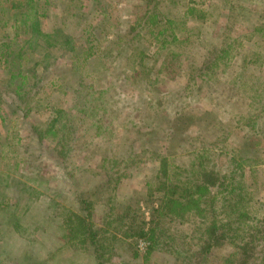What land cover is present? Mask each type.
<instances>
[{
	"label": "rangeland",
	"instance_id": "rangeland-1",
	"mask_svg": "<svg viewBox=\"0 0 264 264\" xmlns=\"http://www.w3.org/2000/svg\"><path fill=\"white\" fill-rule=\"evenodd\" d=\"M190 9L199 16L194 21ZM26 18L51 37L48 45H34L21 67L57 80L41 85L31 76L24 88L32 89L33 103L15 112L10 101L17 83L7 87L12 70L3 57H17L28 39ZM158 20L172 23L176 41L170 40L167 55L180 57L184 73L193 65L203 73L207 58L218 66L205 72L202 87L199 79L188 84L183 74L159 83L167 104L148 109L140 106L149 97L140 81L150 75L140 78L137 54L127 46L151 44ZM258 25L260 38L252 35ZM222 48L230 52L224 61L216 54ZM164 55L153 57L151 73ZM82 75L92 90L80 100L88 101L85 111L72 109L75 143L64 149L58 142L69 137L68 126L56 123L57 135L49 132L50 122L73 105ZM260 127L264 131V0H0V264H144L147 243L127 234L150 227L161 197V158L185 177L206 167L228 180V162L237 156L246 161L251 192L241 196L264 203V135L252 138V128L259 133ZM43 131L49 132L44 145L36 134ZM115 136L126 137L131 155L123 142L122 149L109 148ZM120 175L111 202L102 186ZM238 187L231 181V189ZM79 198L91 202L92 224L104 242L98 251L88 244L76 250L60 238L66 221L84 215ZM163 220L165 238L173 234L174 243L165 242L169 246L151 256L153 263L220 264L204 254L207 239L195 234L203 230L194 220ZM224 240L229 249L238 246Z\"/></svg>",
	"mask_w": 264,
	"mask_h": 264
},
{
	"label": "trees",
	"instance_id": "trees-1",
	"mask_svg": "<svg viewBox=\"0 0 264 264\" xmlns=\"http://www.w3.org/2000/svg\"><path fill=\"white\" fill-rule=\"evenodd\" d=\"M31 3L32 2H30V4ZM156 16L158 18L159 14L155 11V17ZM198 17L196 15V10L190 9V20L194 21ZM29 22L30 20L26 18L24 23L29 24V37L18 50V54L14 53V55L17 54V57L12 56V53H6L3 57L4 66L9 64L12 70L7 87L17 83L14 88L16 90L13 91L11 98L12 101H10V107L15 112L21 110L24 105H30L33 103L32 95L30 98L28 97L32 89H27L30 86L26 89L24 88L25 84H28L27 80L30 79L31 76L35 77V81L41 85H51L57 80V78L52 80L49 79V75L44 73H42L40 77H37L36 71L31 73L29 70L26 71V69L21 67L20 63L27 59L24 58L25 54H27L34 45L42 43V40L45 42L43 44L48 45L49 38L51 37V35L45 33L39 28V23L36 19H32V21ZM157 22L159 23V26L158 31L154 32V43L150 42L151 44L138 50H136L137 48H132L130 45V47L126 45L127 48H129L128 51H130L129 54H133L134 51L137 54L136 57L139 68L138 75H140V78H145L150 75L145 82L140 81L143 90L149 94V97L141 99L140 106L144 108L146 105L148 109L154 108L156 105L164 106L167 104L165 103L167 102L166 100H161L166 95H164V90L161 89L159 83H164L166 80L174 81L175 78L178 77V74H180V76L183 74L182 78H185V81H187L188 84H190V82H196L195 79H199V83H201L202 87L204 86L203 83H206V79L209 76L205 72L210 71L209 68L213 69L218 66L216 61L212 60L210 62L209 58H207L208 63H206V68L200 67V69L202 68L201 70L203 73L195 71L196 65H193L189 71L184 73V69H181L179 66L180 57L177 58L171 53L167 55L168 45L171 43L170 40L176 41L173 32H171L172 23L162 20H158ZM258 26L253 29V36L259 37L263 33V31H260L262 27ZM183 27H186L184 23ZM163 51L166 52V55H164L162 59L156 61L158 69L156 72L153 71L151 73L150 68L152 63L150 64V62H152L154 56L156 58L159 57ZM216 54L222 56L224 61L226 60L224 58H227L230 52L228 49L222 48L216 51ZM10 58L11 61H9ZM200 69H197V71ZM130 78H132V75ZM87 79L86 75H82V77L76 79L77 86L74 88L75 99L73 100V105L66 112H60L59 116L53 118V120L51 119L50 122L52 128L49 132H56L57 135L62 134V131L55 128L56 123H59V125L62 124V126H68L67 130L70 131V135L68 134L69 137L65 138L62 136L63 138L59 139L58 142L64 149L71 148L72 143H75V133L71 132L73 129L70 127L72 123L69 118L72 117L71 113H73L72 109L74 106L75 108L81 106L85 111L83 106L88 101L84 103L82 101L80 102V100L82 99L84 101L85 92H87L86 97L90 96L89 93L92 89L87 85ZM36 85L37 83H35L33 90H35ZM179 89L183 91V88ZM176 96H178V93L175 97ZM172 98L173 96L171 95L168 101ZM171 101L173 102L171 104H174L175 98ZM90 106L92 105L90 104ZM259 124L260 123L257 121L253 123V125ZM259 131V133H256L258 131L252 128V138L258 139L264 135V131L261 130V127ZM49 132H37L38 142L44 145L45 134H49ZM125 139V136H115L111 146L109 145V148L111 147L112 150L118 148L122 149V147L119 146L121 142H123L127 147V155H131V147L127 144V140L125 141ZM129 142L131 143L130 140ZM33 156L34 159L37 157L35 155ZM169 163L170 162L167 158H161L160 173L157 176L158 185L156 186V192L161 194V197L158 199L159 206L155 210L149 229L145 232L135 233L133 231L131 234H127V238L131 240H144L147 243L143 255L144 264H155L150 260L151 256L156 252H163L165 249L163 246H166V244L169 246L168 243H174L173 234L170 236L168 235L166 240L164 228L161 227L162 223H164L163 219H165V217H170L174 224L182 221L193 224L191 220H194V223L197 226L196 230H203L195 234L202 236V242H206L207 239V250L204 254L216 258L217 262L219 261L220 264H264V203L256 201L252 204L249 200V195L241 196V193L251 194L249 187L245 186L247 184L244 180L247 175L243 164L246 163V161L237 156L230 158L228 162V164H230V172L227 176L228 180H224L225 176L220 177L215 172H209L206 167L197 169L193 175L194 178L192 175L185 177L178 172L177 168L174 169V167L171 166L172 164ZM69 176L71 179L73 178L72 175ZM122 178L121 175L118 177L116 176L111 185L109 184V181H106L105 187L102 186V190H105L109 197H111V202L114 198L115 188L117 184H120ZM231 181L233 183H238L239 187L237 189H231ZM243 186L246 188L244 187L241 189ZM212 189L214 190L213 195H211ZM195 204H197L196 207H194ZM79 205H81V214L83 213L84 215L80 216L79 214H74L73 220L69 219L66 221L63 224L65 233H63L60 238L65 244L75 247L76 250L78 247L84 248V245L88 244L95 251H98L100 247H103L104 242L101 241L99 233L94 229L92 224V215L89 211L91 208V202L88 199L79 198ZM120 224L121 223L117 225V222L115 224V233L117 234L121 228ZM233 232L235 234L232 235L231 233ZM165 233H167V231ZM224 238L229 239L231 243L237 242L238 246L234 249L225 247Z\"/></svg>",
	"mask_w": 264,
	"mask_h": 264
}]
</instances>
